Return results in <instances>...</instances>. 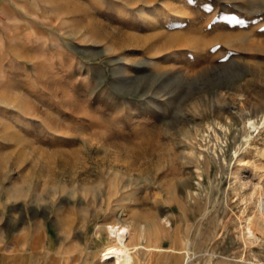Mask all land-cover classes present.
I'll use <instances>...</instances> for the list:
<instances>
[{
    "label": "rangeland",
    "instance_id": "374dc122",
    "mask_svg": "<svg viewBox=\"0 0 264 264\" xmlns=\"http://www.w3.org/2000/svg\"><path fill=\"white\" fill-rule=\"evenodd\" d=\"M260 196L264 0H0L5 264H264Z\"/></svg>",
    "mask_w": 264,
    "mask_h": 264
},
{
    "label": "bare ground",
    "instance_id": "6f19581e",
    "mask_svg": "<svg viewBox=\"0 0 264 264\" xmlns=\"http://www.w3.org/2000/svg\"><path fill=\"white\" fill-rule=\"evenodd\" d=\"M260 203H259V207H260V212H261V214H262V219H261V221H263V224H264V196L262 197V196H260ZM118 227H120V225L118 226H116V229L118 230ZM123 227H125V226H123ZM122 230V229H121ZM119 232V231H118ZM117 231L116 232H114V233H116V235H115V237H117V239H119V242H121L122 243V245H124L126 242H127V239H126V237L125 236H127V232H126V230H125V232H123V231H120L119 233H118ZM111 233V232H110ZM188 240V243H189V239H187ZM187 242V241H186ZM137 243V242H136ZM136 243H134V244H136ZM187 247V246H186ZM192 250V249H191ZM190 249H189V247H187L186 248V250H185V252H186V260H187V258L189 257V254H190V251H191ZM124 257H127V252L126 251H124ZM185 260V261H186Z\"/></svg>",
    "mask_w": 264,
    "mask_h": 264
},
{
    "label": "crops",
    "instance_id": "0c3cea01",
    "mask_svg": "<svg viewBox=\"0 0 264 264\" xmlns=\"http://www.w3.org/2000/svg\"><path fill=\"white\" fill-rule=\"evenodd\" d=\"M10 257V256H14V254H8L7 252L6 253H2L0 252V264H5V261L7 259V257Z\"/></svg>",
    "mask_w": 264,
    "mask_h": 264
}]
</instances>
